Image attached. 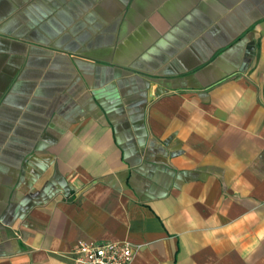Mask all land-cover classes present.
Returning a JSON list of instances; mask_svg holds the SVG:
<instances>
[{
    "label": "crops",
    "instance_id": "obj_1",
    "mask_svg": "<svg viewBox=\"0 0 264 264\" xmlns=\"http://www.w3.org/2000/svg\"><path fill=\"white\" fill-rule=\"evenodd\" d=\"M264 264V0H0V264Z\"/></svg>",
    "mask_w": 264,
    "mask_h": 264
},
{
    "label": "built area",
    "instance_id": "obj_2",
    "mask_svg": "<svg viewBox=\"0 0 264 264\" xmlns=\"http://www.w3.org/2000/svg\"><path fill=\"white\" fill-rule=\"evenodd\" d=\"M73 253V264H129L133 248L125 242L94 244L79 241Z\"/></svg>",
    "mask_w": 264,
    "mask_h": 264
}]
</instances>
